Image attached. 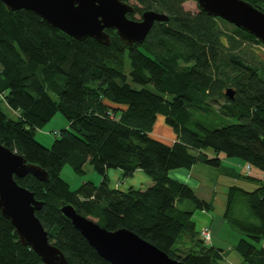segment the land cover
<instances>
[{"label": "trees", "instance_id": "obj_1", "mask_svg": "<svg viewBox=\"0 0 264 264\" xmlns=\"http://www.w3.org/2000/svg\"><path fill=\"white\" fill-rule=\"evenodd\" d=\"M186 1L135 0L130 19L152 10L168 21L155 23L143 44L132 48L112 30L108 46L73 39L0 2V144L47 172L46 182L31 175L16 181L43 202L35 215L69 264L110 263L63 216L62 205L109 231L128 229L182 264H220L216 249L201 250L206 244L193 213L178 207L189 201L193 210L208 211L212 204L168 175L195 164L219 167L220 154L248 165L250 174L237 177L256 185L251 191L229 187L221 219L243 236L235 246L240 264H264V247L258 246L264 239V55L256 49L264 46L199 9L185 11ZM245 1L264 12V0ZM57 113L68 127L45 147L35 133ZM211 115L222 124L203 121ZM157 116L176 135L172 145L152 137ZM229 119L236 122L224 124ZM85 163L101 183L71 190L62 168L83 175ZM113 169L123 180L141 170L152 185L144 191L110 188L107 171ZM242 204L250 218L237 215ZM188 238L197 241V254L181 251ZM0 264H43L1 213Z\"/></svg>", "mask_w": 264, "mask_h": 264}, {"label": "water", "instance_id": "obj_2", "mask_svg": "<svg viewBox=\"0 0 264 264\" xmlns=\"http://www.w3.org/2000/svg\"><path fill=\"white\" fill-rule=\"evenodd\" d=\"M199 10L213 18L254 36L264 46V12L245 0H193ZM10 11H29L46 24L69 37L82 41L94 39L108 46L114 31L124 46L141 45L157 22L168 16L152 10L142 12L140 19L128 17L134 7L129 0H0ZM225 96L233 98L230 89ZM31 175L40 182L48 181L41 167L26 163L23 157L0 144V213L9 220L22 246L30 248L43 264H69L63 253L48 240L35 212L43 202L34 193L19 185L16 179ZM60 212L88 245L110 264H182L170 258L149 242L128 229L109 231L91 218L82 216L71 205H62Z\"/></svg>", "mask_w": 264, "mask_h": 264}, {"label": "rangeland", "instance_id": "obj_3", "mask_svg": "<svg viewBox=\"0 0 264 264\" xmlns=\"http://www.w3.org/2000/svg\"><path fill=\"white\" fill-rule=\"evenodd\" d=\"M130 4L132 5H137L135 1L131 0ZM182 7L185 11H189V12H196L198 10L197 4L195 1L193 0H187L186 2H184L182 4ZM134 20H138L140 19V15L134 14L133 18ZM221 26V25H220ZM256 49H258L263 55H264V48L260 47V46H256ZM125 70L128 73L129 71V64L128 61H126V66H125ZM217 107L215 105V110L217 109ZM8 114L9 112L6 111ZM11 112V111H10ZM12 114V113H11ZM162 117L158 116V121L155 122L154 126H153V133L155 134V137L158 138H162L164 140H166L167 136H160L162 135V132L160 131V125H164L163 122L161 121ZM203 121L205 122H213V124H215V126H219L222 124V121L219 117H216L214 115H211L210 117L204 118ZM236 120L235 119H229L228 122H224L225 123H235ZM166 128L171 129L170 127H168L165 124ZM68 127V123L67 121L62 117L61 114H56L55 117L48 123L46 124L43 128L39 129L36 131L35 133V139L42 144L45 147H50L52 145V143L54 142V140L59 136L58 133L67 128ZM172 130V129H171ZM160 136V137H159ZM160 138V139H161ZM170 138L175 140L176 139V135L174 134L173 130L170 131ZM163 142H170V141H164ZM219 160H220V166L219 167H210L204 164H195L194 166H192V171H193V177L198 180L199 185L198 186H190V188L194 191V193L196 194V196H198L200 199L206 201V202H210L212 204V211L207 214L204 210H193V205L191 204V202L189 201H184L181 205H179L178 207L180 209H184L187 211H191L193 213L191 219L195 222V230H200L201 227L203 226H210V225H214L215 228H213V238L215 237L218 240H221V242H225L226 245H232V247H234L236 245V243L238 242V240L241 238H237L236 240V234L237 235H241V233H239L238 231L232 229L230 226H228L227 224H225V227L222 230H219V232L216 234L218 226L215 225V219H217V217L219 216V214L223 213L224 208H225V202L227 199L224 198V194L227 192L228 188L231 186H237L239 187L238 184L234 183V180L232 177H229L230 171H233L235 173V175H239V174H243L245 173V170H242L240 167H238L239 165H242L243 163L236 158H227L224 157L223 154H220L218 156ZM244 166V165H242ZM182 170V169H180ZM83 175H77L74 174V172L72 171V169L68 166L65 165L62 168L61 171V178L69 184L70 189L71 190H75L77 189L81 184L86 183V182H91L93 183L95 186H99V184L102 181V177H100L92 168V166L89 163H85L83 166ZM114 172H118V170H109V175H108V182L112 185L113 181H115L116 175H114ZM114 175V176H113ZM263 178V182H264V176H262ZM129 178L127 179H122L119 178L118 181L116 182L118 187L123 186V188H121V191H126L129 188L134 189L133 187H131L130 185L133 186V184L130 183V181H128ZM247 186V185H246ZM117 187V188H118ZM118 190V189H117ZM210 198L213 199L212 201H210ZM219 212V214H218ZM222 215V214H221ZM237 215L240 216L241 218H250V213L247 209V207L242 204L238 211H237ZM210 216L214 217V219L211 220ZM219 218V217H218ZM221 218V217H220ZM94 221H96V219H92ZM202 229V228H201ZM220 236V237H219ZM197 235H194V239L197 240ZM186 240V239H185ZM189 240V239H187ZM212 242V241H211ZM211 242L209 243H204L203 245H210ZM184 243V242H183ZM182 243V244H183ZM181 244V245H182ZM196 247L197 245V241H196ZM180 245V246H181ZM259 247H264V239H262L259 244ZM191 247L192 251L190 253L193 254H197V248L199 247H195L193 245V242L190 243L186 246L185 249H181L182 251H186L189 250ZM204 248H209L207 246H202L201 250H203ZM231 258H233L234 256L237 257V260L240 261L239 256L236 255V250L231 248ZM229 261H231V259L228 256ZM219 263L221 264V260L219 259ZM222 264H225L224 261L222 262ZM226 264H230V262H226ZM235 264H238V262H236Z\"/></svg>", "mask_w": 264, "mask_h": 264}, {"label": "crops", "instance_id": "obj_4", "mask_svg": "<svg viewBox=\"0 0 264 264\" xmlns=\"http://www.w3.org/2000/svg\"><path fill=\"white\" fill-rule=\"evenodd\" d=\"M162 117V116H161ZM162 120V122H163V124H164V118H161ZM156 121H158V116L156 117ZM155 121V122H156ZM160 131L162 132V135H160V136H167L166 137V140H164V139H162L160 136V138H158V137H155V134L153 133V131H152V137L155 139V140H159V141H161L162 143H165V144H167V145H172L175 141H176V139L175 140H173V139H171L170 138V131H172L171 129H168V128H166V126H165V124L164 125H160ZM163 140L164 141H170V142H163ZM238 167H242V165H239L238 164ZM193 168V167H192ZM192 168L191 169H189V170H187V169H182V170H172V171H169V173H168V175L170 176V178H172V179H175V180H178V181H180V182H182V183H185L186 185H188L189 187L190 186H198L199 185V183H198V180H196L194 177H193V171H192ZM242 169V168H241ZM243 170V169H242ZM253 174V173H252ZM108 175H109V171H107V177H108ZM114 175H116V180L115 181H113V183H112V185L109 183V187L110 188H113V189H118V190H120L121 188H123V186H120V187H118V185H117V181H118V179L119 178H122V172L120 171V170H118V172H114ZM113 175V176H114ZM238 175V174H237ZM237 175H235V173L233 172V171H230V174H229V177H232L233 178V180H234V183H236V184H238L239 185V187L240 188H243L244 190H246V191H251V190H253L254 188H255V183L254 182H252V181H246V180H244V179H240V178H238L237 177ZM253 177V176H252ZM123 179V178H122ZM127 179V178H126ZM128 181H130V183L131 184H133V186L132 185H130L131 187H133L134 189H139V190H142V191H144L145 189H147L148 187H150L151 185H152V182H151V180H150V178L144 173V172H142L141 170H136L134 173H133V175L131 176V177H129V180ZM247 185V186H246ZM118 187V188H117ZM121 191V190H120ZM227 193V192H226ZM226 193L224 194V198H226ZM196 195V194H195ZM198 197V196H197ZM199 198V197H198ZM200 199V198H199ZM213 199H211L210 198V201H212ZM208 203H210V202H208ZM213 208V207H212ZM205 211V210H204ZM212 211V209L211 210H206L205 212L207 213V214H209L210 212ZM218 214H219V212H218ZM222 211H221V213L219 214V218L217 217V219H215V225L216 226H218V229H217V232H216V234L219 232V230H222L224 227H225V224L226 223H224L223 221H222V219L220 218L222 215ZM210 218H211V220L212 219H214V217H212V216H210ZM192 220V219H191ZM193 221V220H192ZM194 222V221H193ZM194 226H195V222H194ZM202 229L203 228H208L209 230H210V233H211V239H210V242H211V244L210 245H206L207 247H213L214 249H216L217 250V252H218V254H219V258H220V260H221V264H222V262L224 261V263L226 264V262H230V264H235L236 262H238V264H240L241 263V257H240V255L236 252V255L237 256H239V258H240V261H238L237 260V257H233V258H231V248L232 249H234L235 250V246L234 247H232V245L230 244H228V245H226L225 244V242L223 241V242H221V240H218V239H216L215 237L213 238V228H215L214 227V225H210L209 227L208 226H203V227H201ZM200 228V230L199 231H201L202 229ZM220 237V236H219ZM242 238L243 236H240V235H237L236 234V240H237V238L239 239V238ZM189 239V238H188ZM239 241V240H238ZM184 242V241H183ZM182 242V243H183ZM189 242L190 243H192V241L189 239V240H187L186 239V242H184L181 246H180V248L183 250V249H185L186 248V246L189 244ZM237 244V243H236ZM193 245L195 246V244L193 243ZM263 248V247H262ZM181 250V251H182ZM189 251H192V249H191V247H190V249H189ZM183 252V251H182ZM228 256H229V258L231 259V261H229V259H228Z\"/></svg>", "mask_w": 264, "mask_h": 264}, {"label": "built area", "instance_id": "obj_5", "mask_svg": "<svg viewBox=\"0 0 264 264\" xmlns=\"http://www.w3.org/2000/svg\"><path fill=\"white\" fill-rule=\"evenodd\" d=\"M245 170L250 172V167L248 165L245 166ZM200 238L204 241V243H209L211 239V233L208 228H203L200 231Z\"/></svg>", "mask_w": 264, "mask_h": 264}, {"label": "clouds", "instance_id": "obj_6", "mask_svg": "<svg viewBox=\"0 0 264 264\" xmlns=\"http://www.w3.org/2000/svg\"><path fill=\"white\" fill-rule=\"evenodd\" d=\"M245 166H246V165L242 166L243 170H245ZM245 172H246L247 174L250 173V172H247L246 170H245Z\"/></svg>", "mask_w": 264, "mask_h": 264}, {"label": "flooded vegetation", "instance_id": "obj_7", "mask_svg": "<svg viewBox=\"0 0 264 264\" xmlns=\"http://www.w3.org/2000/svg\"><path fill=\"white\" fill-rule=\"evenodd\" d=\"M130 1H131V0H129V3H130ZM133 1H135V0H133ZM134 6H135V5H133V7H134ZM133 12H134V11H133ZM143 12H144V11H143ZM140 16H141V15H140Z\"/></svg>", "mask_w": 264, "mask_h": 264}]
</instances>
